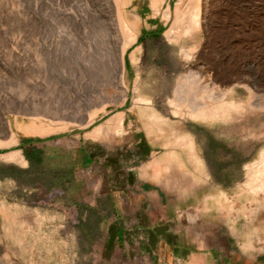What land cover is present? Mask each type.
I'll return each mask as SVG.
<instances>
[{"label": "rangeland", "instance_id": "rangeland-1", "mask_svg": "<svg viewBox=\"0 0 264 264\" xmlns=\"http://www.w3.org/2000/svg\"><path fill=\"white\" fill-rule=\"evenodd\" d=\"M178 14L183 19L175 27ZM119 15L135 37L124 69L115 56L124 40ZM262 79L264 0H0V158L20 150L21 136L19 144L3 141L10 135L15 142L14 122L23 126L30 114L52 126L69 124L36 138L45 150L23 156L27 168L0 163V264H168L171 255L159 253L146 228L174 235L185 225L179 209L211 196L222 197V207L209 202L198 220L207 241L229 242L224 264H264V231L248 233L244 216L248 207L264 209V170L256 163L264 151ZM197 92L206 112L219 106L217 117L193 115ZM257 96L261 106L254 107ZM118 112L125 113L123 127L139 133L137 144L106 124ZM98 125L100 138L87 139ZM146 139L152 150L144 159L134 149ZM168 151L185 169L169 162ZM149 155L168 168L160 185L136 187L142 180L134 179L133 166H144ZM112 171L124 180L113 181ZM110 182L129 187L110 191ZM181 198L184 205L177 206ZM139 199H149L151 215L167 209L168 220H127ZM253 222L264 225V218ZM251 234L257 248L243 250Z\"/></svg>", "mask_w": 264, "mask_h": 264}, {"label": "crops", "instance_id": "crops-1", "mask_svg": "<svg viewBox=\"0 0 264 264\" xmlns=\"http://www.w3.org/2000/svg\"><path fill=\"white\" fill-rule=\"evenodd\" d=\"M131 30V29H130ZM167 35V33H166ZM168 37V36H167ZM131 45V43L129 44ZM142 99V98H141ZM125 119V113L124 112H118L111 116L106 124H112L113 128L116 131L122 130L123 132V137L125 139H128L129 142H132L134 144H137L139 141L140 137L139 133L132 127V126H127L123 127V122ZM15 124L17 122H14V127L13 129V135L15 138V142L9 143L10 142V135L8 139L5 142L6 145H12V144H19L20 139L18 137L21 136L23 138L21 141V148L20 150L15 149L8 151L6 153L1 154L0 158V163H5V164H10V165H16L20 164L22 168H27L28 165V160L25 158L27 157L28 159L33 158V152H35V156L38 155V152H42L45 150L43 146H41L42 140L36 139L37 137H43L45 135H49L53 132L46 133V134H27L22 131V129H19ZM12 125V123H11ZM20 126V125H19ZM21 127V126H20ZM103 130V125H98L94 129L88 131L85 133V136L87 139L95 140L100 138L101 133ZM2 141V140H1ZM5 146V145H3ZM142 158H146L147 153H151V142H149L146 139V143L142 145L140 148L134 149ZM189 151V158L192 163H197L198 155L193 150H188ZM23 154V155H22ZM166 154H169L168 160L169 162H174V164L179 168V169H185L184 163L179 160V156L175 152H167ZM25 158H24V157ZM153 155L148 156V160L144 166L136 165L133 166V177L134 179L142 180L140 183H136V187L144 186L142 183L152 181L153 183H157L156 185H160L159 180H161L160 175L162 174V170H167L168 168V163L161 164L157 160H154ZM195 160V161H194ZM250 175V172L248 173ZM108 177L113 179V181H119L124 180L125 176L120 178L119 175L116 177L115 180V172L112 171L108 173ZM129 177V175H128ZM128 179V178H127ZM167 179V178H165ZM109 183L111 188V185L114 189L120 190L121 188H126L129 187V185L124 186V183ZM120 182V181H119ZM126 182V181H124ZM128 183V181H127ZM248 184H250L249 181V176L244 183L245 186V191L249 195L250 189L252 188V183L250 184L248 188ZM163 186V185H162ZM253 189V188H252ZM256 189V188H254ZM111 191V189H110ZM111 198V194L108 195ZM251 196L255 197L256 193L251 192ZM149 200V199H148ZM147 199H139L138 203L132 202V206L128 214L125 213V216L127 214V220H145L148 222H161L162 220H168V214L169 211L167 209H164L163 212L161 210L157 211L156 213L152 214L148 211L149 206H150V201ZM211 201H208V198L204 201H197L194 204H191L192 208L191 210H185L184 208H178L180 210V223H185V225H182L180 229H178L174 235H171V231L167 230H154L152 229L151 226L146 228L145 230V235L150 237L153 241H156L159 247V253H168L171 255L172 261L168 264H224L223 257L225 255V252L228 253L229 251V242L227 241L226 243L222 242L219 243L217 241H207L206 238L208 237V233L204 231L205 227H201V223L199 222V217L202 216L205 212L209 210V202L210 204H215L216 209L219 211V208L222 207L221 205L223 204L224 199L222 197L216 198L210 197ZM262 200L264 201V194H262ZM177 206L179 205H184V201L179 199V201L176 203ZM186 205V204H185ZM112 208L116 207L115 205L111 204ZM212 207V206H211ZM177 209V208H176ZM260 210V211H259ZM264 209H257V208H252L248 207L245 211V222L246 226L245 229L248 231V233L252 232H260L264 231V225L261 224H255L253 222L254 218H264V212L262 211ZM259 211V213H258ZM113 212V211H112ZM118 214V212H116ZM114 212L112 213L113 220L117 219L113 217ZM138 216V217H136ZM147 216V217H146ZM150 216V217H149ZM192 218H195L194 225H190L189 222L192 221ZM151 219V220H150ZM257 220V219H256ZM144 221V222H145ZM196 228V230H193V228ZM231 228V227H230ZM230 231L236 234L232 229ZM121 231H118V235L116 237H121L120 235ZM255 235H250L247 239L249 242L248 244L250 246H242L241 248L243 250H254L257 248L255 244V239H253ZM219 243V244H218ZM243 243V242H242ZM190 244H195V249L191 247ZM167 264V263H164Z\"/></svg>", "mask_w": 264, "mask_h": 264}, {"label": "bare ground", "instance_id": "bare-ground-1", "mask_svg": "<svg viewBox=\"0 0 264 264\" xmlns=\"http://www.w3.org/2000/svg\"><path fill=\"white\" fill-rule=\"evenodd\" d=\"M191 3V2H190ZM194 6V5H193ZM191 8H192V6H191ZM168 10V9H167ZM166 10V12H165V15L166 16H168L169 15V13H168V11ZM192 10V9H191ZM186 11H189V9L187 10L186 9ZM177 13V12H176ZM183 13H185V12H183ZM187 14V13H186ZM188 14H189V12H188ZM192 14H193V12H192ZM189 15H187V17H188ZM195 16H196V14H195ZM190 17H193L194 18V14H193V16L191 15ZM119 18H120V22H121V28H122V32H123V36H124V40H123V42H122V44H121V46L117 49V52H116V58H118V61H119V63H120V65L119 66H122V69H124V64H125V62H124V52H125V50H126V47H127V45H129L130 43H132L133 41H134V34H133V32L127 27V25L124 23V21L121 19V17H120V15H119ZM182 19H183V16H181V14H178V15H176L175 16V19H174V24L176 25L175 27H177V26H179V22H182ZM196 19V21H194L195 22V25L197 24V18H195ZM194 20V19H193ZM203 20V19H202ZM205 21V20H204ZM203 22V21H202ZM173 27V26H172ZM171 27V28H172ZM188 27V26H187ZM171 28L170 29H168L167 31L168 32H166L167 33V36H168V38L169 39H172L173 37H172V30H171ZM174 34H175V32H174ZM176 36V35H175ZM167 38V39H168ZM185 56H187V57H190V55L189 54H187L186 52H185ZM115 61V60H114ZM117 62V61H116ZM198 68V67H197ZM196 68V69H197ZM121 69V68H120ZM205 72V71H204ZM208 73V72H207ZM123 70H121V72H120V74H119V81H118V83L119 84H121L122 86H124V81H123ZM252 74V73H251ZM190 75V74H189ZM117 77H118V75H117ZM201 77V76H200ZM260 77V76H259ZM259 77L257 76V75H255L254 76V80H255V82H256V84L253 86L254 87V91H258V87H257V83L259 82ZM262 77V76H261ZM116 78V77H115ZM188 78V76H185L184 77V79H187ZM248 78V77H247ZM252 79V80H253ZM263 80V79H262ZM261 80V81H262ZM264 81V80H263ZM252 82V81H251ZM240 83V82H239ZM245 83H248V82H245ZM251 84V83H250ZM244 85V84H243ZM242 85V86H243ZM200 87L201 85L199 84V85H197L196 87ZM252 87V88H253ZM260 87V86H259ZM264 87V86H263ZM225 88V87H224ZM246 88H247V90L248 91H250V93H251V91H252V89L251 88H249V86H247L246 85ZM264 89V88H263ZM228 90V89H227ZM183 91V90H182ZM254 91H252V92H254ZM263 91V90H262ZM261 91V92H262ZM176 92H178L177 90H176ZM184 92V91H183ZM260 92V91H259ZM186 93V92H185ZM200 92H197L196 94H192L193 95V101H195L196 102V105L193 107V109H191L192 110V113H193V115L194 116H196V117H200V118H207V117H210V118H215V117H217L218 116V114H219V106L217 105V104H215V106H213L212 108H210V109H208L207 110V112L205 111L206 110V108H207V105H206V103H202L200 100H199V98H198V94H199ZM217 94V93H216ZM253 95H256V94H253ZM209 97L211 98V99H213V100H215V102H218V100H219V98L217 97V96H215V95H213V93H211V94H209ZM248 98V97H247ZM179 99V98H178ZM192 100V99H191ZM174 101H177V100H174ZM172 102H173V100H172ZM182 102V101H181ZM188 102V101H187ZM204 102V101H203ZM261 100H260V98H258V96H257V98H254V100L252 101V105L254 106V107H259V106H261ZM211 103V102H210ZM213 103V102H212ZM173 104V103H172ZM175 104H176V102H175ZM174 104V105H175ZM243 104V103H242ZM241 104V105H242ZM177 105V104H176ZM188 105H190V103L188 104ZM244 105V104H243ZM228 106V105H227ZM236 106V105H235ZM238 106V105H237ZM249 107H251V106H249ZM231 108V107H230ZM233 108V107H232ZM240 108V107H239ZM242 108H243V106H242ZM263 108V107H262ZM250 109V108H249ZM251 109H252V107H251ZM253 109H256V108H253ZM35 110V109H34ZM228 110V109H227ZM230 110V109H229ZM246 110L248 111V109L246 108ZM246 110L244 111L245 112V114H246ZM239 111V110H238ZM34 112H36V111H34ZM243 112V113H244ZM31 113V112H30ZM224 113V112H223ZM227 114H228V112H226ZM240 113V112H239ZM256 113V112H255ZM47 114V113H46ZM240 114H242V113H240ZM51 116V115H50ZM226 116V115H225ZM49 117V116H48ZM54 117L55 118H58L57 116H56V114H54ZM235 117V116H234ZM28 122H26L25 124H23V126H21V127H23V128H25L26 130H30V131H38L39 133H48V132H52V131H55V130H59V129H64V128H67V126L69 125L67 122L68 121H65L64 123H62V124H59L57 127L54 125V126H52L51 124L52 123H55L53 120H50V121H47V119H45V118H43V117H41L40 115H38L37 113H33L32 115L30 114L28 117ZM52 119V118H51ZM59 120L60 119H62V117H59L58 118ZM92 119H93V116H89V121L87 122V123H90V121H92ZM21 120V119H20ZM61 121H63V120H61ZM5 128H7V129H10V127H11V122H10V120L9 119H6L5 121ZM19 129L21 128V127H19V126H17ZM13 132V131H12ZM262 153L260 154V160H258V162H256L257 163V167H258V170H264V151H261ZM250 166V165H249ZM256 166V165H255ZM254 168V167H253ZM253 170V169H252ZM252 170H251V173H252ZM257 170V169H256ZM255 170V171H256ZM262 177V176H261ZM264 178V177H263ZM252 180V178H250V181ZM263 182V181H262ZM263 184V183H262ZM261 187V186H260ZM264 187V186H263Z\"/></svg>", "mask_w": 264, "mask_h": 264}, {"label": "trees", "instance_id": "trees-1", "mask_svg": "<svg viewBox=\"0 0 264 264\" xmlns=\"http://www.w3.org/2000/svg\"><path fill=\"white\" fill-rule=\"evenodd\" d=\"M157 32V31H156Z\"/></svg>", "mask_w": 264, "mask_h": 264}]
</instances>
